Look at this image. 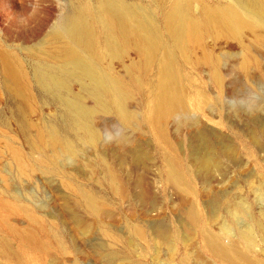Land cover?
<instances>
[{"label": "rangeland", "instance_id": "374dc122", "mask_svg": "<svg viewBox=\"0 0 264 264\" xmlns=\"http://www.w3.org/2000/svg\"><path fill=\"white\" fill-rule=\"evenodd\" d=\"M66 2L0 0V197L33 209L43 225L39 233L34 230L50 241L51 252L44 255L28 246L21 247L3 221L6 219L7 224L19 228L31 226L20 212L6 216L0 213V235L13 249L20 247L25 251L30 259L27 264H70L73 260L79 264H107L105 252L110 249L118 251L120 259L111 264H123L121 257L127 248L122 243L127 240L128 256L142 264H222L202 249V241L194 231L182 240L172 232L170 246L156 236L155 227L156 223L168 225L171 230L183 227V205L189 203L196 207L210 231L220 233L221 221L227 218L226 206L233 198L241 199L247 206L249 217L245 223L264 225L260 208L264 204V60L260 61L259 73L247 77L239 73L231 76L229 72L236 62H224L228 70L222 72L226 88L218 107L214 106L218 90L206 74L191 70V83L187 84L190 118L166 124L174 151L163 150V143L146 126L137 130L122 126L113 118L104 122L101 151L121 182L124 196L119 198L109 189L96 155L88 148L86 153L64 160L63 178L45 171L44 144L37 141V148L32 145L35 130L30 124L64 128L61 108L36 83L34 69L46 48L41 42ZM41 21L45 22L42 27ZM31 33L37 36L26 38ZM217 46L216 50H229L227 45ZM7 55L14 56L26 73L30 96L24 104L5 84L2 61ZM114 69L121 73L118 65L114 64ZM231 79L237 82L238 89H231ZM79 89L73 82L72 90L78 93ZM137 101L133 105L138 109ZM10 146L19 151L20 166L14 161ZM164 151L171 152L182 163L192 193L173 189L166 182ZM77 186L102 199L103 213L98 219L76 201L73 191ZM258 187L263 191L261 200L252 190ZM244 221H237L234 231L245 227ZM132 225L143 230V239L133 235ZM255 239L253 255L264 261V233L255 232ZM58 243L65 247V253L58 249ZM8 261L13 264L9 256L0 253V264Z\"/></svg>", "mask_w": 264, "mask_h": 264}, {"label": "bare ground", "instance_id": "6f19581e", "mask_svg": "<svg viewBox=\"0 0 264 264\" xmlns=\"http://www.w3.org/2000/svg\"><path fill=\"white\" fill-rule=\"evenodd\" d=\"M63 8L41 42L46 48L41 51L43 57L35 66L34 79L61 108L64 128L54 124L37 127L26 119L24 121L35 130L32 145L37 148L39 141L46 147V153L39 150L47 155L43 160L46 172L64 178V160L84 154L88 148L96 155L109 189L119 198L124 196L121 182L101 151L104 122L113 118L122 126L137 130L141 125L146 126L163 143V150L174 151L167 137L166 124L171 120L184 122L190 118L189 74L192 71L206 74L218 90L214 102L218 107L226 88L222 72L228 70L224 62H236L229 72L231 76L239 73L247 77L259 73L260 61L264 60V0H149L148 3L142 0H67ZM44 23L41 21L40 26ZM36 36L31 33L26 38ZM221 44L227 45L229 50H216L215 46ZM114 64L120 67L121 73L114 69ZM2 72L6 86L20 98L21 104L26 103L30 96L29 84L21 63L7 55L2 61ZM73 82L81 88L78 93L72 90ZM229 85L231 89L239 88L234 79ZM135 100H139L136 102L140 104L138 109L133 105ZM9 149L20 166L19 151L11 146ZM163 156L166 182L173 189L192 193L179 159L171 152L164 151ZM252 190L261 200L262 189ZM73 195L95 218L103 213V201L93 192L77 186ZM184 204L183 227L171 230L168 225L156 223L159 239L171 246L172 232L182 240L194 231L202 241V249L217 262L264 264L253 255L257 242L255 232L264 233V225L253 221L245 223L249 215L241 199L233 198L226 206L227 218L221 221L220 233H214L204 225L193 204ZM260 208L264 220V204ZM1 212L5 216L20 212L27 217L31 226L27 224L20 228L3 220L8 230L17 236L21 247L50 254V241H45L34 230L36 228L39 233L43 225L32 208L0 197ZM239 220L246 225L243 228L239 225L240 228L234 231ZM131 230L137 238H144L143 230L137 225H132ZM122 244L127 248L121 257L123 264H142L128 256L129 240ZM58 249L65 253L61 243H58ZM0 253L9 256L13 264L30 261L22 248L13 249L1 235ZM105 258L107 264L120 260L114 249L105 252ZM70 264L79 262L73 260Z\"/></svg>", "mask_w": 264, "mask_h": 264}]
</instances>
